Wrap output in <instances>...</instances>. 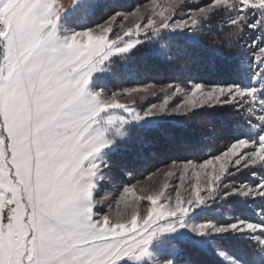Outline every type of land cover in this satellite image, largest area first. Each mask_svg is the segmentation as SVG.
Returning a JSON list of instances; mask_svg holds the SVG:
<instances>
[{
	"label": "snow or ice",
	"instance_id": "snow-or-ice-1",
	"mask_svg": "<svg viewBox=\"0 0 264 264\" xmlns=\"http://www.w3.org/2000/svg\"><path fill=\"white\" fill-rule=\"evenodd\" d=\"M98 6L0 0V264H199L193 254L216 252L229 236L256 243L251 255L264 264V207L258 219L209 215L232 197L264 201V0H172L167 14L153 9L128 27L123 21L135 13L112 6L92 26L78 23ZM212 28L223 42H206ZM245 31L253 34L242 46L250 62L235 79L189 74L179 59L181 50L207 49L228 64ZM137 55L175 64L178 75L114 87L131 78ZM149 97L159 102L146 103ZM213 114L228 127L213 123ZM194 117L213 151L157 169L179 173L174 194L165 182L144 190L143 208L114 211L121 190L134 191L117 186L131 177L127 157L193 144ZM245 171L249 180L233 182Z\"/></svg>",
	"mask_w": 264,
	"mask_h": 264
},
{
	"label": "trees",
	"instance_id": "trees-1",
	"mask_svg": "<svg viewBox=\"0 0 264 264\" xmlns=\"http://www.w3.org/2000/svg\"><path fill=\"white\" fill-rule=\"evenodd\" d=\"M133 1L134 0H97L99 5L98 8L90 14V16L81 15V19L78 23L89 26V24H92L95 20H99L101 17H104L105 13L110 11L112 6L124 9V6H128ZM215 22L221 23L222 21L220 18H215ZM252 35L253 34L250 31H245L243 33L242 39L240 40L241 47H234L231 50L234 55L228 64H223L218 60H214L207 49L188 48L187 50H181L179 59L186 66V71L189 74L202 75L208 79L215 80L235 79L242 72L248 71L246 66L250 62L251 52L242 46L245 42L249 44L251 43ZM217 39L223 42V38L216 28H212L209 31V36L205 37L206 42L210 45H214ZM128 67L132 70L130 73L131 78L125 79L122 77L120 81H114V87H119L121 83H123L124 86L134 84L136 81L164 83L173 76L178 75L175 64L170 66L157 61L145 63L141 55L134 57ZM211 119L213 120V123H216L217 120H219L220 126L225 128L228 127L229 121L227 119L218 118L216 114H213ZM232 122H235V117L232 118ZM200 124L201 120L198 117H194L188 122L190 128L199 137V140L191 145H183L175 149L158 146L149 151L138 150L139 155L130 154L127 159L134 177L140 176L141 173L150 171L156 165L168 163L172 160H198L207 157L208 153L213 151V149L208 147L209 140L207 131L200 127ZM224 142L226 141L222 140L216 146L219 147L223 145ZM262 207H264V205L262 206L261 204V206H259L258 202L250 204L246 201L235 202L231 200L229 205L221 210L225 211L227 215L228 213L234 215L240 214L241 212L239 211L241 210L244 215L252 217L253 219H258L255 213ZM212 216L223 219L222 216ZM225 243L228 245V240H226ZM231 244L225 248L226 251H229V253L236 259H255L256 264H260V258L258 256L253 257L251 255L253 251L259 250V246L256 243L250 239L246 240V238H240L239 240L237 239L235 245ZM193 259L198 261L199 264H225L221 258L215 257L212 252L193 254Z\"/></svg>",
	"mask_w": 264,
	"mask_h": 264
},
{
	"label": "rangeland",
	"instance_id": "rangeland-1",
	"mask_svg": "<svg viewBox=\"0 0 264 264\" xmlns=\"http://www.w3.org/2000/svg\"><path fill=\"white\" fill-rule=\"evenodd\" d=\"M61 2L64 3L66 6H70L73 3V0H61ZM186 2H188L189 4H194L195 2H199V3L203 4V3H206L207 0H186ZM171 3H172V0H134L128 6H124V9L123 8H121V9L118 8V9L120 11H122L125 15H128V13H135L134 15H128V18L123 21L125 27H128V26H134L138 22L143 23V21L140 19V17L144 16L146 19L147 15L149 13H151L153 11V9H155L157 12L165 11V14H167L166 9H167L168 5H170ZM184 11H187V9H185ZM107 12H109V11H107ZM183 14H184V12H181V15H183ZM99 21H100V19L95 20V22H99ZM95 22H93L92 24H89V26H92ZM148 83H155V82H149L148 81ZM134 84L126 85V87L127 86H133ZM156 84H160V83H156ZM147 102L158 103L159 99L149 97L148 100L146 101V103ZM175 102L181 103V100L177 99V100H175ZM204 158H207V157H204ZM204 158L194 160V161L200 162ZM180 161H183V160H177V162H180ZM170 163H171V161L168 162V164H170ZM162 167H163V164L156 165L150 171H148L146 173H141L140 176L134 177V175L132 174L131 177H128V176L120 177L118 179L117 186L119 185V183L129 185L130 187L134 186V191H129L127 193H123V191L121 190V192L118 194V198L120 199V204L118 207L114 205V211H120V212H123L125 215H129L132 212H134L137 208H143L146 205V202L144 200H141L140 197L145 195L144 190L145 189L148 190V194H150L152 191L159 190L160 187L165 182H167L169 184V188L165 189V192L168 193L169 191H171L174 194L175 186H176L177 181H178L179 173H177V175H175L173 177H165L162 175L161 172L157 171V169L162 168ZM218 168H219V163L217 162V169ZM173 171H175V170L173 169ZM149 173H155V174L149 175ZM189 175H192L191 168L189 169ZM250 175H251L250 172L245 171L242 174L236 175L234 177L233 182L240 183L244 180H249ZM190 183H192V181H189L186 178L184 187L180 188V191L182 194H184V195L187 194L185 189L188 187V184H190ZM202 183H203V176H202ZM202 195H203V193H202ZM162 200H163V198H162ZM231 200L235 201V202L244 201L238 197H232L229 199V201H222V202L218 201L217 204L212 206L213 211L211 213H209V215L210 216L217 215V216H222L223 219H230L234 214L228 213V215H227L225 213V211H223L221 209L224 207H227V205H229V202ZM246 202H249L250 204L258 202L259 206H261V204H262V206L264 205V201H261L259 199L255 200V202H253V200H247ZM125 203L128 205L127 207H125ZM228 212H229V209H228ZM239 212L242 213L241 210ZM240 238H246V240H249L247 237H231V236L226 237L223 240L222 245L217 248V251L212 252V253L215 255V257L221 258L225 264H231L232 260L235 257L232 256L229 253V251H226V248L231 243H232L231 245H235V242L237 241V239L239 240ZM226 240H228V242H229L228 245L225 243ZM221 251L225 253L224 256H221L218 254Z\"/></svg>",
	"mask_w": 264,
	"mask_h": 264
}]
</instances>
